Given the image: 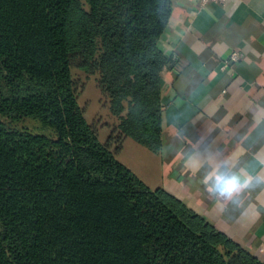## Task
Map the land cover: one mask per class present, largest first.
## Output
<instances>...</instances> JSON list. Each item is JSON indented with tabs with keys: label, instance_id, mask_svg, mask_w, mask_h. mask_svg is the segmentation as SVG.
<instances>
[{
	"label": "trees",
	"instance_id": "obj_1",
	"mask_svg": "<svg viewBox=\"0 0 264 264\" xmlns=\"http://www.w3.org/2000/svg\"><path fill=\"white\" fill-rule=\"evenodd\" d=\"M85 1L70 42L73 0H0V264H264L116 158L125 138L160 150L172 0ZM75 68L96 75L114 118L104 142Z\"/></svg>",
	"mask_w": 264,
	"mask_h": 264
},
{
	"label": "crops",
	"instance_id": "obj_2",
	"mask_svg": "<svg viewBox=\"0 0 264 264\" xmlns=\"http://www.w3.org/2000/svg\"><path fill=\"white\" fill-rule=\"evenodd\" d=\"M158 48L168 58L160 150L125 138L116 158L126 142L140 146L160 168L151 189L164 188L264 263V0H172ZM232 51L241 58L225 65ZM214 170L251 180L217 199Z\"/></svg>",
	"mask_w": 264,
	"mask_h": 264
},
{
	"label": "rangeland",
	"instance_id": "obj_3",
	"mask_svg": "<svg viewBox=\"0 0 264 264\" xmlns=\"http://www.w3.org/2000/svg\"><path fill=\"white\" fill-rule=\"evenodd\" d=\"M86 12L87 4L85 0H73L67 18V37L70 42L75 40L78 31L84 25ZM72 78L77 85L78 104L83 110L86 120L96 124L99 131V140L104 142L114 118L106 107L102 105L103 98L97 87L96 75L88 74L84 69L75 68L72 69ZM17 125L34 133H51L50 130L32 118H25L19 121ZM131 143L133 142L124 144V148L118 158L123 164L128 165L137 172L145 184H149L150 188H153L161 180L157 159L152 158L150 154L141 150L142 148H138L140 146L134 148V144Z\"/></svg>",
	"mask_w": 264,
	"mask_h": 264
},
{
	"label": "clouds",
	"instance_id": "obj_4",
	"mask_svg": "<svg viewBox=\"0 0 264 264\" xmlns=\"http://www.w3.org/2000/svg\"><path fill=\"white\" fill-rule=\"evenodd\" d=\"M217 170H214L210 176L214 178L217 184H222V187L217 191V199L231 200L232 196L246 187L251 178L245 179L243 182L240 181L239 177L232 175L231 177L224 179L221 175L216 174ZM211 191V189H209Z\"/></svg>",
	"mask_w": 264,
	"mask_h": 264
},
{
	"label": "built area",
	"instance_id": "obj_5",
	"mask_svg": "<svg viewBox=\"0 0 264 264\" xmlns=\"http://www.w3.org/2000/svg\"><path fill=\"white\" fill-rule=\"evenodd\" d=\"M227 0H198V4L199 6H204L207 3H214V4H224ZM241 58V53L238 51H232L229 54V58L228 60L224 63L225 65H227L229 62H236Z\"/></svg>",
	"mask_w": 264,
	"mask_h": 264
}]
</instances>
